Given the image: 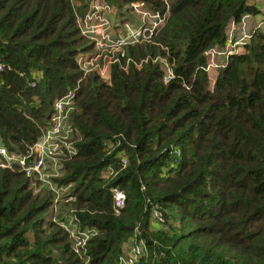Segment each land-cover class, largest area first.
<instances>
[{
	"label": "trees",
	"instance_id": "trees-1",
	"mask_svg": "<svg viewBox=\"0 0 264 264\" xmlns=\"http://www.w3.org/2000/svg\"><path fill=\"white\" fill-rule=\"evenodd\" d=\"M92 1L0 0V146L27 155L74 92L77 153L56 182L75 198L58 208L95 231L74 247L49 220L56 192L35 193L38 180L0 160V264H124L138 238L139 264H264V30L213 86L205 69V52L259 0H144L155 14L168 5L164 23L113 54L109 81L79 64L96 48L80 27ZM104 1L118 37L122 0Z\"/></svg>",
	"mask_w": 264,
	"mask_h": 264
},
{
	"label": "built area",
	"instance_id": "built-area-1",
	"mask_svg": "<svg viewBox=\"0 0 264 264\" xmlns=\"http://www.w3.org/2000/svg\"><path fill=\"white\" fill-rule=\"evenodd\" d=\"M101 1L103 2V0H93L90 10L84 19L81 20L80 27L82 33L85 38L94 41L97 49L98 47L99 49H103L105 46L117 47V45L114 43L113 33L110 27V18H108L109 16L106 17V14L101 11V9L105 6H107L110 11H112V8L105 1L103 2L105 6L100 4ZM165 2L167 3L169 0H165ZM145 6L146 2L144 0L131 2V10L134 13L142 15L146 19V22H144L143 25L136 30L128 26V29L130 28L131 31L136 32V34L131 36V34L128 32L127 36L125 37L126 39H124L125 42L133 38L136 40L143 32H152L155 27L164 23V16L167 14L169 9L168 5L163 15H160V12L155 14L146 9ZM253 18V14L247 13L241 16L239 20H232L227 26V39L225 44L222 46H213L205 52L207 58V65L205 69L209 74L211 86H213V83L219 73V69L224 67L225 62H227L232 55L243 52L245 44L250 40L254 32L264 30V19L255 23ZM106 28H108V31H106ZM139 29H144V31ZM124 40H121V42H124ZM111 63H113V61H111ZM79 64L85 68L80 60ZM2 68L3 65L0 64V70ZM99 73L106 80L109 81L111 79V67L109 69L108 75H103L100 70ZM172 77V70L168 65H166L165 80H169ZM73 100L74 92H68L55 101L53 105V111L50 116L51 125L43 129L39 140L31 147L32 150H35L40 156V160L37 164L32 165V163L28 161V155H16L9 153V151L3 146H0V160H4L1 164L3 167L14 170L17 167H20L21 170H24L27 175L34 179V181L38 180V191L42 190V188H48L56 192L57 197L54 201V208L49 214V220L60 224L69 234V238L73 246L79 249L81 246H84L87 243L88 239L93 233L89 230H80L77 226L79 221L76 217H72L67 214L65 220H58L55 216V212H59L58 201H69L75 198L73 195L64 196L69 191L70 185H58L56 182V178L65 174V158L77 153V148L73 140L75 130L73 125H71L69 122V111L71 105L73 104ZM61 126L63 127L60 128ZM56 131L61 134V138L57 137ZM48 152L58 155H46ZM122 162L127 163V160L122 157ZM52 164H55L57 167L52 168ZM38 167L39 169L40 167H47L49 173L40 174ZM111 174L112 172L110 168L106 169L105 176L109 177ZM33 185L37 186V184ZM111 192L113 193L115 207L119 211V209L123 208L125 205L126 195L117 187L112 188ZM64 198H66V200H63ZM156 216L158 221L162 220L161 214L159 212H156ZM138 234L140 233L138 232ZM145 250L146 242L144 239L138 238L133 244H131V247L127 251L125 257L122 259V262L124 264H139L140 259L145 253Z\"/></svg>",
	"mask_w": 264,
	"mask_h": 264
},
{
	"label": "rangeland",
	"instance_id": "rangeland-1",
	"mask_svg": "<svg viewBox=\"0 0 264 264\" xmlns=\"http://www.w3.org/2000/svg\"><path fill=\"white\" fill-rule=\"evenodd\" d=\"M262 1L263 2L260 3L261 7H262L261 11L258 14L254 15V18H253V21H255V23L264 19V0H262ZM92 2L90 3V6L92 5ZM100 4L105 6V4L102 1ZM257 4H258V2H257ZM122 5H123V7H121V10H120L122 12V14H121L122 18L119 19V21L117 23L119 25V28L117 29L119 37H117L116 34L113 32L114 31L113 19L115 18V14L112 13V11H110V9H108L107 6H105L104 8L101 9V11H103L106 14V17L109 16L108 18L112 19V23H111L110 27H111V31L113 33L114 43H115V45H117V47L105 46L103 49H99V47H98V49L94 48L93 52H92V54H94V55H92L90 52L82 53L80 55L81 59H79V60L85 66V68L88 69V71L95 69V70H97L98 73L100 70L103 75H108L111 61L114 62L115 60H117V58H114L113 54L116 53L118 50H121V46L126 43L124 40V39H126L125 38L126 34L128 32L131 34V36H134L136 34V32H132L130 28H129V31L126 32L127 31L126 27L133 25L134 28H139L143 25L144 22H146V19L142 15L134 13L130 9L128 2H126L125 0H122ZM108 12H109V15H108ZM106 29H107L106 31H108V28H106ZM139 30L144 31V29H139ZM86 39L89 40L88 38H86ZM121 40H124V42H121ZM129 40H131V39H129ZM133 40H134V38H133ZM96 52L98 54L95 56ZM101 58H103L102 61H101ZM164 66L166 67V65H164ZM62 127L63 126H61L60 128H62ZM51 128H53V127H51ZM56 135L58 138L62 137L61 134L58 133V131H56ZM27 155H28V161L31 162L32 165L37 164L40 160L39 154L35 150H32V148L29 150ZM46 155H58V154H51L50 152H48ZM56 167L57 166L55 164H52V168H56ZM38 169H39V167H38ZM39 171H40V174H48L49 173V170L47 169V167L46 168L40 167ZM33 186L37 190L38 186H36V185H33ZM35 193H38V190ZM58 206H59V203H58ZM53 208H54V206H52L51 211L53 210ZM60 215L61 214L58 211L55 212V216L57 217L58 220H61ZM65 218H66V216H65ZM89 231H91L93 234L95 232L93 229H91Z\"/></svg>",
	"mask_w": 264,
	"mask_h": 264
},
{
	"label": "water",
	"instance_id": "water-1",
	"mask_svg": "<svg viewBox=\"0 0 264 264\" xmlns=\"http://www.w3.org/2000/svg\"><path fill=\"white\" fill-rule=\"evenodd\" d=\"M165 11H166V8L164 7L163 10L160 12V15H163Z\"/></svg>",
	"mask_w": 264,
	"mask_h": 264
},
{
	"label": "clouds",
	"instance_id": "clouds-1",
	"mask_svg": "<svg viewBox=\"0 0 264 264\" xmlns=\"http://www.w3.org/2000/svg\"><path fill=\"white\" fill-rule=\"evenodd\" d=\"M166 8H167V7H166ZM218 74H219V73H218ZM217 76H218V75H217ZM216 79H217V77H216ZM216 79H215V80H216ZM214 83H215V81H214ZM214 83H213V84H214ZM68 215H69V214H68ZM65 216H66V215H65ZM69 216H71V215H69ZM72 217H74V216H72Z\"/></svg>",
	"mask_w": 264,
	"mask_h": 264
},
{
	"label": "crops",
	"instance_id": "crops-1",
	"mask_svg": "<svg viewBox=\"0 0 264 264\" xmlns=\"http://www.w3.org/2000/svg\"><path fill=\"white\" fill-rule=\"evenodd\" d=\"M259 2L261 3L262 2V0H259ZM259 3V5L261 6V4Z\"/></svg>",
	"mask_w": 264,
	"mask_h": 264
}]
</instances>
